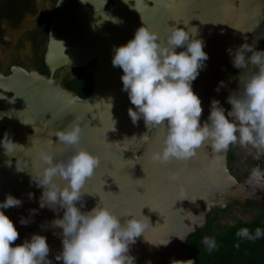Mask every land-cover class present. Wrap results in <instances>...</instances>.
Returning a JSON list of instances; mask_svg holds the SVG:
<instances>
[{"label": "water", "instance_id": "water-1", "mask_svg": "<svg viewBox=\"0 0 264 264\" xmlns=\"http://www.w3.org/2000/svg\"><path fill=\"white\" fill-rule=\"evenodd\" d=\"M263 23L264 0H59L48 60L54 62L53 68L95 62L93 89L82 97L59 79L16 73L14 116L0 122L5 125L0 128V141L7 133L21 146L6 155L0 145V202L8 195L22 201L19 207L0 209L19 232L12 246L30 240L33 234L42 235L50 248L48 259L52 264H63L55 259L62 251V229L54 227L52 221L62 218L64 210L40 208L43 189L36 186L33 177L42 167L41 150L54 153L57 159L72 153L71 147L56 141L55 132L76 120L82 127L80 147L101 161L85 186L81 211H90L101 200L124 215L121 223L128 216L141 215L150 223L144 235L129 246L134 264H188V238L206 226L212 211L248 201L264 207V187L248 183L250 172L241 178L234 174L229 149L214 156L210 148L203 147L185 161L153 163L150 154L162 147L163 130H148L143 118L132 123L128 109H136L122 90L123 70L112 65L114 49L134 38L142 25L159 33L162 42L169 27H195L196 38L204 41L209 57L192 82L202 102L203 126L211 101L218 100L227 113L231 110L227 97L239 87L240 70L233 66L228 49L250 44ZM183 50L178 48L177 52ZM221 81L225 86L217 92ZM145 134L147 141L141 138ZM257 166L264 170L262 163ZM174 176L178 179H172ZM260 183L264 185V181ZM182 196L185 199L179 200ZM22 218L26 224H21Z\"/></svg>", "mask_w": 264, "mask_h": 264}, {"label": "clouds", "instance_id": "clouds-1", "mask_svg": "<svg viewBox=\"0 0 264 264\" xmlns=\"http://www.w3.org/2000/svg\"><path fill=\"white\" fill-rule=\"evenodd\" d=\"M196 36L195 27L185 30L172 26L162 42L159 33L142 25L135 31L134 38L114 49L112 65L123 70L122 90L127 92L136 109H128L132 123L143 118L148 130H163L162 147L150 154L151 161L157 164L173 159L185 161L203 147L210 148L217 156L233 145H239L250 154L254 150L258 159L264 155V51H258L249 43L235 50L228 49L233 66L240 70L239 87L227 97L231 110L226 113L220 102L213 99L207 122L201 126L202 102L194 93L192 82L209 57L204 51V41ZM178 48L185 50L177 52ZM224 86L221 81L216 91ZM81 137L82 127L77 120L64 130H57L56 141L71 147L72 153L57 159L54 153L41 150L42 167L33 177L36 186L43 189L40 208L64 210L62 218L52 221L54 227L62 229V251L55 259L63 264H134L129 246L144 235L150 223L142 215L143 218L128 216L121 223L120 217L124 215H118L101 200L90 211H81L85 186L101 164L98 156L80 147ZM141 138L149 139L146 134ZM0 145L6 155L21 147L13 143L7 133ZM261 181H264V171L258 166L252 168L248 183L264 187ZM32 195L30 193L29 197ZM183 199L182 196L179 200ZM21 204V200L8 195L0 202V209ZM26 223L22 218L21 224ZM236 236L255 241L264 237V230L257 227L253 232L245 227L238 230ZM18 238L13 221L0 211V264H52L48 259L50 248L46 237L33 234L30 240L25 239L13 247ZM202 244L209 251L217 246L216 240L209 236L203 237Z\"/></svg>", "mask_w": 264, "mask_h": 264}, {"label": "flooded vegetation", "instance_id": "flooded-vegetation-1", "mask_svg": "<svg viewBox=\"0 0 264 264\" xmlns=\"http://www.w3.org/2000/svg\"><path fill=\"white\" fill-rule=\"evenodd\" d=\"M0 3V122L14 116V77L26 71L59 79L63 85L85 97L93 89L92 72L95 62L80 67L55 66L48 60L52 20L59 0H2ZM116 0H110L114 3ZM264 36V23L253 34ZM253 35L251 39L253 38ZM250 41V45H251ZM264 51V50H261ZM14 118V117H13ZM5 128V125H0ZM238 145L230 146V167L241 178L251 172L239 174L234 168ZM14 161V157L12 158ZM263 164L257 159L254 167ZM264 171V170H263ZM248 201L244 205L254 204ZM238 204V203H236ZM240 205V204H239Z\"/></svg>", "mask_w": 264, "mask_h": 264}, {"label": "trees", "instance_id": "trees-1", "mask_svg": "<svg viewBox=\"0 0 264 264\" xmlns=\"http://www.w3.org/2000/svg\"><path fill=\"white\" fill-rule=\"evenodd\" d=\"M262 213L251 221L239 220L231 225L215 224L214 218H209L206 226L199 229L188 238L191 254L188 264H264V237L249 241L236 236L241 228L251 231L259 227L264 230V207L258 203ZM205 236L216 240V248L209 251L202 244ZM238 245V246H237Z\"/></svg>", "mask_w": 264, "mask_h": 264}, {"label": "rangeland", "instance_id": "rangeland-1", "mask_svg": "<svg viewBox=\"0 0 264 264\" xmlns=\"http://www.w3.org/2000/svg\"><path fill=\"white\" fill-rule=\"evenodd\" d=\"M2 2L3 1L0 0V3ZM262 35L263 34H260L259 32L253 35V38L251 39V46L256 48L258 51L264 50V36L262 37ZM236 153L237 160L234 163V168L236 169V171L239 174L249 172L257 161V158H255L254 150L250 154L248 150L241 148L238 145ZM258 159H261L264 162V155H261ZM261 213L262 210L252 204L239 205L235 203L227 209H217L212 211L209 214V218H214L215 224L231 225L238 222L239 220L251 221L252 219L259 216Z\"/></svg>", "mask_w": 264, "mask_h": 264}]
</instances>
